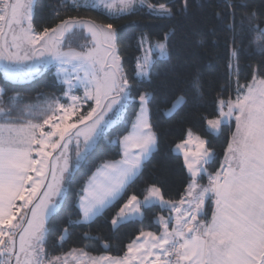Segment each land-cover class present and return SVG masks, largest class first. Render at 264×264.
<instances>
[{
	"label": "snow or ice",
	"instance_id": "snow-or-ice-1",
	"mask_svg": "<svg viewBox=\"0 0 264 264\" xmlns=\"http://www.w3.org/2000/svg\"><path fill=\"white\" fill-rule=\"evenodd\" d=\"M140 3H146L160 17L174 15L165 3ZM101 4L109 12L130 13L136 0H101ZM188 7V0H182L180 11ZM228 7L234 9L235 5ZM33 8L34 0H0V61L5 62L9 79L19 78L29 61L33 66L53 64L57 79L67 85L64 95L71 103L59 98L49 102L41 109L46 115L42 123L12 119L18 98H10L8 108L0 106V264H68L67 256H49L46 225L65 202L75 169L87 163L88 153L120 117L127 102L131 100L136 106L138 99L139 111L130 131L115 141L121 148V159L103 162L89 178L76 205L81 219L69 218V226L90 223L120 199L158 150L160 135L149 119L152 92L136 89L124 74L114 25L70 17L56 27L36 32ZM229 15L235 18L234 11ZM246 19L264 38L258 13L253 10ZM77 28L90 34V47L76 50L66 45ZM170 38L171 33H165L155 45L149 43V52L154 48L161 60H167ZM146 41L142 36L141 46ZM258 47L264 53V39ZM238 53L234 35L232 56ZM136 75L151 81L159 71L145 56L138 59ZM237 83L235 99L218 98V115L205 117L209 135L220 134L222 125L235 121L220 168L208 172L205 166L214 160L215 152L208 139L188 129L187 138L173 150L183 153L189 174L185 194L178 201L166 200L161 187L153 184L143 200L131 195L111 224L118 230L134 217H144L156 205L175 217L159 216L157 223L163 231H141L137 241L140 237L150 239L129 244L122 257L91 256L83 249H73L68 256L76 264H264V75L254 74L251 83ZM81 87L83 98L73 94ZM3 91L0 88V97ZM87 101L93 105L80 115ZM182 103L184 97H178L169 113ZM25 111L31 116L35 109L29 106ZM74 116L78 118L73 120ZM73 144L74 164L69 147ZM205 174L207 186L200 182ZM206 200L214 203L210 220L203 213ZM69 226L62 228L60 241L65 240ZM104 247L110 248V244L105 242Z\"/></svg>",
	"mask_w": 264,
	"mask_h": 264
},
{
	"label": "trees",
	"instance_id": "trees-1",
	"mask_svg": "<svg viewBox=\"0 0 264 264\" xmlns=\"http://www.w3.org/2000/svg\"><path fill=\"white\" fill-rule=\"evenodd\" d=\"M153 4L165 3L172 8L171 17H160L147 6L130 15L110 16L103 11L85 7L70 0H36L33 25L36 32L53 28L62 20L70 17L82 20H93L97 24H113L118 32V50L123 61L125 74L135 84L136 89L152 92L153 99L149 104L150 121L156 126L160 135L158 150L146 164L142 173L128 187L124 195L102 216L89 225L73 224L67 221L81 219L76 206L81 189L96 169L105 161L121 159V148L115 141L126 135L131 123L139 111L138 99L129 104L123 121L106 132L95 148L87 156V163L75 170L74 179L68 188L65 202L57 214L49 220L46 250L49 256H66L73 249H83L92 256H124L128 245L140 236L141 231L160 233L156 221L159 216L168 218V209L155 206L147 212L141 221H133L114 230L111 224L113 217L123 207L131 195L140 200L147 194V189L155 184L160 186L166 200L178 201L185 194L189 183L184 159L173 151L177 143L186 139L188 129L209 140L215 152L213 162L207 166L208 172L214 173L224 161L227 144L231 139L234 125L224 126L218 136L209 135L205 117L215 118L218 115L217 99H235L239 85L251 83L253 75H264V53L258 47L264 39L250 27L246 17L255 10L258 23L264 28V0H188L187 11L181 12L182 0H148ZM235 5L229 8L228 5ZM79 5V7H77ZM235 12V18L229 15ZM233 27L235 31H233ZM76 34L66 45L76 50L89 46L90 39L83 31ZM165 33H171L169 41V58L154 63L159 71L151 81L137 79V62L142 56L141 37H147L154 44L160 41ZM237 37L239 53L232 56V38ZM67 50V48H65ZM231 65V67H230ZM238 70V73H237ZM197 84L199 91H197ZM0 88L3 96L0 106L8 108L10 98H18L19 103L13 109L11 117L20 122H43L46 118L41 111L46 103L59 98L61 102L65 88L59 83L54 70L35 76L27 84L8 82L0 69ZM243 91V89H241ZM135 95V89L133 91ZM184 97V105L168 117L166 113L172 108L178 97ZM32 106L35 111L31 116L26 109ZM90 106L86 111L90 110ZM203 177L201 183H208ZM212 203L207 206V218H211ZM69 226L65 242L60 241L62 228ZM105 242L110 248H105Z\"/></svg>",
	"mask_w": 264,
	"mask_h": 264
},
{
	"label": "rangeland",
	"instance_id": "rangeland-1",
	"mask_svg": "<svg viewBox=\"0 0 264 264\" xmlns=\"http://www.w3.org/2000/svg\"><path fill=\"white\" fill-rule=\"evenodd\" d=\"M35 2H36V0H34V8H33V19H34V10H35ZM70 2L71 3H73V4H78V2L79 3H81V4H92V3H95V4H97L98 6L97 7H95V8H93V9H95V10H100V11H103V12H105L106 14H108V15H110V16H125V15H130V14H132L133 12H135L136 10H138V9H142V8H146V3L145 4H141L140 3V0H136V4L134 5V8H133V11L132 12H130V13H118V12H116L115 10H113L112 12H109L107 9H105L103 6H102V4H101V0H70ZM90 8H92V7H90ZM33 27H34V25H33ZM75 31H82L81 29H79V28H77ZM83 32L85 33V35H86V37H88L89 39H90V44H89V46L88 47H90L91 46V36H90V34L86 31V30H83ZM149 43H151L149 40H148V38H147V41L143 44V46H141L142 47V56H141V58H140V60H142V59H144L145 58V56H149L152 60H153V62L155 61V58H158L159 60H161L160 58H159V55H158V52H156V50L153 48V50L151 51V52H149ZM152 44V43H151ZM156 43H154V44H152V45H155ZM118 52H119V50H118ZM121 63H122V65H123V61H122V59H121ZM27 67H24L23 69H22V75H20L19 76V78H16V79H9V77H8V74H6V72H5V62H2V61H0V69H1V71H2V73H3V75H4V77H5V79L8 81V82H10V83H12V84H20V85H23V84H27V83H30L31 81H32V78H34L35 76H39V75H42V74H44L45 72H47V71H49V70H54V72H55V75H56V77H57V71H56V67L53 65V64H37V65H35V66H33V64H32V62L31 61H29V62H27ZM123 71H124V67H123ZM124 74H125V72H124ZM137 79L139 80V81H149V80H141L138 76H137ZM59 81V80H58ZM59 83L65 88V90L67 89V85H64V84H62L60 81H59ZM73 94H75V95H77V96H80L81 98H83V96H84V89L81 87V88H77V89H74L73 90ZM62 100H64V101H67L68 102V104L69 103H71V101L70 100H68V98L64 95V97L62 98ZM61 101V100H60ZM132 101L130 100V101H128L127 102V104H126V106H125V108H124V111H123V113L120 115V117L118 118V119H116L115 120V122H114V124H113V126L111 127V128H109L106 132H108V131H110L112 128H114L116 125H118L119 123H121L122 121H123V118H124V115H125V113H126V111H127V107L129 106V104L131 103ZM184 103H185V100H184ZM184 103H182V104H179V105H177V107H176V109L174 110V111H172L171 113H169V111L166 113V115L168 116V117H171V116H173L176 112H177V110H179L183 105H184ZM48 103H46V105H47ZM46 105L44 106V107H46ZM89 105H93V102L92 101H87L84 105H83V107L81 108V110H80V115H83V114H85L87 111H86V109L89 107ZM78 117H76V116H74L73 117V120H76ZM149 119H150V113H149ZM223 126V125H222ZM219 134H217V135H215V136H218ZM99 142V141H98ZM70 147V149H72V151H71V153H70V155H71V163H75V151H74V148H75V145L73 144V145H70L69 146ZM81 147H82V145H81ZM189 148H191V149H195V145H190V146H188ZM95 148V147H94ZM93 148V149H94ZM92 149V150H93ZM91 150V151H92ZM91 151L89 152V153H91ZM88 153V154H89ZM176 154H178V155H180V156H182L183 157V153H179V152H176ZM184 158V157H183ZM213 162V161H212ZM211 162V163H212ZM210 163V164H211ZM82 164V163H81ZM209 164V165H210ZM207 166L208 165H206L205 167L207 168ZM77 169V168H76ZM75 169V170H76ZM66 195H67V193H66ZM66 195H65V198H66ZM63 205V204H62ZM156 206H159V205H156ZM59 212V211H58ZM57 214V213H56ZM54 216V215H53ZM51 219V217L49 218V220ZM143 219V217H139V216H136V217H134L132 220H130V221H128V222H126V223H124V224H127V223H129V222H133V221H141ZM210 220V219H209ZM49 222V221H48ZM156 223H157V221H156ZM48 224V223H47ZM123 224V225H124ZM157 225H159L160 227H162V225H160V224H158L157 223ZM46 227H47V225H46ZM162 231H163V227H162ZM66 238H67V235H66V237H65V240H66ZM148 239H150V238H146V237H140V240L139 241H135V242H137V243H141V242H144V241H146V240H148ZM65 240L63 241V242H65ZM128 251V250H127ZM91 255V254H90ZM67 257H68V264H76V262L75 261H73L72 260V258H71V256H68V255H66ZM66 256H62V258L63 257H66ZM92 256V255H91Z\"/></svg>",
	"mask_w": 264,
	"mask_h": 264
},
{
	"label": "crops",
	"instance_id": "crops-1",
	"mask_svg": "<svg viewBox=\"0 0 264 264\" xmlns=\"http://www.w3.org/2000/svg\"><path fill=\"white\" fill-rule=\"evenodd\" d=\"M1 98H2V97H0V99H1ZM232 125H234V129H233V132H234V131H235V121H234V120L230 121V122L227 123V124H224V125L222 126V128H223L224 126H232ZM222 128H221V130H222ZM193 150H194V149H193ZM175 153H176V152H175ZM177 155H178V154H177ZM179 156H180V155H179ZM183 159H184V158H183ZM204 177L208 178V176H207L206 174L204 175ZM136 179H137V178H136ZM136 179H135V180H136ZM135 180H134V181H135ZM134 181H133V182H134ZM133 182H132V183H133ZM132 183H131V184H132ZM208 183H209V181H208ZM208 183H207V184L202 183V184L205 185V186H207ZM131 184H130V185H131ZM130 185H129V186H130ZM129 186H128V187H129ZM127 189H128V188H127ZM118 200H119V199H118ZM118 200H117V201H118ZM117 201H115L110 207H112ZM210 202L212 203V208L214 209V203H213L212 201H210V200H206V201H205L204 208H203V213H205V214L207 213V212H206V211H207V206H208V203H210ZM20 203H21L20 201H17V204H20ZM110 207H108L107 209H105L104 212H103L101 215L97 216L93 221H91L90 223H83V225H89V224H91V223L94 222L98 217L102 216V215H103V214H104V213H105ZM170 215L174 218L176 214H175V213H171ZM170 215H169V216H170ZM166 219H167V218H166ZM210 219H211V218H210ZM174 222H175V221H174V219H173V223H174ZM156 224H157V223H156ZM157 226H159V225H157ZM159 227H160V226H159ZM160 229H161L160 232H162V227H160Z\"/></svg>",
	"mask_w": 264,
	"mask_h": 264
}]
</instances>
